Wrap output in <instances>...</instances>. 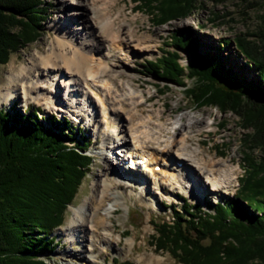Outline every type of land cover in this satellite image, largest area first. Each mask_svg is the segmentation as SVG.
<instances>
[{
  "label": "trees",
  "instance_id": "obj_1",
  "mask_svg": "<svg viewBox=\"0 0 264 264\" xmlns=\"http://www.w3.org/2000/svg\"><path fill=\"white\" fill-rule=\"evenodd\" d=\"M133 1L148 12L155 27L192 16L206 1L258 6L251 0ZM258 19L255 34L233 39L242 67L252 71L250 79L210 52L200 54L196 40L176 35L173 44L190 54L186 75L177 50H163L146 62L149 75L182 87L198 108L234 114L244 131L243 175L233 198L208 204L206 211L181 207L172 222L153 224L150 245L179 264H264V13ZM45 20L43 0H0V65L36 41ZM222 44L225 48L230 42ZM184 77L193 80L192 86L184 84ZM168 90L164 86L160 92ZM46 120L38 121L31 110H0V264H59L51 261V235L63 224L89 171L90 141L76 138L63 121Z\"/></svg>",
  "mask_w": 264,
  "mask_h": 264
},
{
  "label": "rangeland",
  "instance_id": "obj_2",
  "mask_svg": "<svg viewBox=\"0 0 264 264\" xmlns=\"http://www.w3.org/2000/svg\"><path fill=\"white\" fill-rule=\"evenodd\" d=\"M59 1L61 0H43L46 8V20L41 25L42 29L40 31V36L35 42L11 54L8 61L0 65V88L3 86L9 74L12 61H14L16 66L20 64L27 65L28 56L34 54L36 51L43 53L49 48V42L54 37V31L50 28L51 24L59 22V17L62 14L71 12L70 10L68 11L67 5L61 3H73V0H64V2ZM80 1H82L83 4L85 3V0ZM251 2L258 3V6H256V8L249 7L246 9L244 6L238 3L236 4V2L227 1L223 4H215L211 1H206L203 8L194 12L192 16L184 20L173 21L167 25L155 27L148 12L145 11L143 7L138 8L139 4L135 3L133 0H108L106 3H103V0H97L98 7L108 9L111 14L119 12L120 17L118 20H124L122 29H134L135 36H137L136 38L144 41L141 46L148 49L143 50V52L134 50L135 53L131 54L130 57H122V61H124L123 66L126 68V71L123 72L124 74H121V77L115 79L118 91L124 89L125 92H128V89H131L130 91H134L137 95L142 97V100H138L139 102L137 101V113L134 117V122H136L137 127H139L140 122L147 121L150 122V125H148V128H144V130H148L149 132L156 131V125L158 123L156 119L158 114L162 112L164 115L161 122L166 120L173 124L167 127V134L163 139L164 141L171 142L175 139L178 140L181 134L180 131L178 133L174 132L175 128L185 127L184 131H186L195 120H198L200 122L189 129L192 136L190 143L193 145L197 144L204 157L209 154L218 158H231V163L237 167L236 178L228 188L227 194L221 192L222 190H220L218 194H214L207 191V189L206 191L204 190L205 194L202 195V197L195 198L191 197L190 193H188V189V192L186 191L183 194L182 192L173 194L170 196L172 200L168 202L164 199L165 196H163V194L161 195L162 197H159V194L154 192L155 186L151 183L152 180L148 182L146 188L138 187L134 191L124 189L123 197H126L125 201L118 207L116 210L117 212L112 217L114 231L120 234L119 247H110L107 253H103L99 257V264H113L115 263L114 261H129L133 264H142L139 261L141 255L161 257V264H179L167 252L157 251L150 245L154 234L153 224H159L162 221L168 223L172 222L175 211L181 207H187L188 205L196 206L200 211H206V206L208 204L213 205L227 201L233 198V195L236 193L239 187L238 179L243 175V152L240 147V138L244 131L239 126L238 118L232 113H221L215 108H198L187 98L182 87L163 79L161 80L156 76L149 75L146 62L159 58L163 50H177L179 55L178 64L182 67L186 75L190 54L185 51L184 48H177L173 44L172 39L173 36L176 35L180 36L185 41L190 39L196 40L197 43L195 44L200 54H207V52H210V55L217 56L226 65H230L234 72L242 73L250 79L252 77V71L242 67L243 59L237 56L233 39L237 35L255 34L257 31L259 26L258 16L264 13V0H251ZM216 16L220 17L217 18ZM75 23L74 19H71L70 22L64 25L78 26ZM128 25L130 26L128 27ZM85 36L83 35V38ZM253 39L255 38L253 37ZM223 41L230 42V45L224 48L222 44ZM89 43L90 42L87 40L88 45ZM217 45L222 46L220 47V51L216 48ZM87 48H91V45ZM184 84L190 87L193 84V80L184 77ZM56 85L58 86L56 96H60V99H64L61 80L56 82ZM164 86H168L169 90L163 94L160 90ZM124 91H119L120 93H117L121 94L124 93ZM56 102L59 101L56 100ZM128 102L130 103V101ZM89 104V101L85 106L78 104V107L87 109L86 114L83 111L81 112V115H84L82 119L73 114L71 108L67 109L56 105L58 110L49 109L44 107L42 101L40 103L30 102L25 105L22 103L21 98L17 97L14 98L11 103L0 106V110H13L21 114L24 110H31L34 112L38 121L42 122L47 121L46 119L49 117H53L58 122L61 123L63 121L65 125L70 126L72 132H75L76 138L80 137L90 141V145L86 151V154L92 159L89 171L79 187L75 200L67 209L63 224L51 235L55 238V245L51 253V261H57L59 264H73L71 258L63 254L66 250L72 249L77 251L81 247L80 245L72 246L71 243L61 235V228L65 229L72 218L71 208H76L80 203L92 195L93 185L100 177L101 171L107 162V158L108 163L109 161L110 163L114 162L113 151H117V154L120 155L125 162L124 166L126 168L130 165L129 161L125 158L126 147L123 148L122 145L118 144L120 141L119 138H116L119 131L123 130V127H125L123 125L126 124V116L121 115L122 120H117V122H115L116 126L112 120H109L110 125L108 131L105 132L104 135H99V133L103 131V124L101 125L100 123L102 118L100 115L95 114V109L93 110V106L95 105L93 104L89 107ZM60 109L63 111L61 112ZM74 110L79 112L78 109ZM92 115H94V117H91ZM74 119L77 121H74ZM95 120L98 123L97 128L94 130L92 125ZM205 122H209V128L205 127ZM219 123H223V127H218ZM140 131H143V128H140ZM125 132L126 138L128 142H130L129 132ZM122 134L123 131L121 132V135ZM115 144H118V146L112 150L111 147ZM102 146L105 150L100 153ZM106 147L109 148L107 149ZM119 150H123V152ZM256 156L258 157V154H256ZM175 161L174 158V162ZM176 164L178 167L183 166V162L181 161H176ZM157 165L158 166L154 168L155 170L158 171L163 168V163L159 160ZM112 166H115V163L112 164ZM138 168L141 171L143 170L141 165H138ZM128 169L132 170L130 168ZM195 180L199 188H208L201 176L198 175ZM140 194L144 195L142 201L139 199ZM161 201L162 203H160ZM148 212L151 213V220L146 223L145 219ZM125 232H127V234H125ZM133 237L134 242L130 246L129 242Z\"/></svg>",
  "mask_w": 264,
  "mask_h": 264
},
{
  "label": "bare ground",
  "instance_id": "obj_3",
  "mask_svg": "<svg viewBox=\"0 0 264 264\" xmlns=\"http://www.w3.org/2000/svg\"><path fill=\"white\" fill-rule=\"evenodd\" d=\"M107 1L103 0V3ZM61 4L67 5L71 12L62 14L59 22L51 24L54 37L49 42V48L43 53L36 51L28 56L27 65L16 66L14 61L10 64L9 74L0 88V106L11 103L17 97L25 105L42 101L44 107L49 109L58 110L56 105L71 108L73 114L82 119L84 115L81 112L86 114L87 109L78 107V104L85 106L89 101L88 106L94 104L95 114L102 118L100 123L103 124V131L99 135L108 131L109 120L115 125L117 120H122L121 115L126 116L125 127L116 138H119L118 144L126 147L125 158L130 165L126 168L117 151H113L114 162L108 163L107 158L100 177L93 185L92 195L76 208H71L72 218L68 226L60 230L61 235L72 246H81L77 251L69 249L63 254L71 258L73 264H99V257L107 253L110 247H119L120 234L114 231L112 217L125 201L124 189L134 191L138 187L146 188L152 180L154 192L159 197L163 194L168 202L172 200L170 196L173 194H183L188 189L187 192L195 198L202 197L207 189L214 194H218L220 190L227 194L236 178L237 167L231 163V158H218L209 154L204 157L199 146L190 143L192 136L189 129L198 124V120L189 129L186 128V131L185 127L173 126L174 132L180 131L181 134L178 140L171 142L163 140L167 127L173 124L166 120L161 122L164 115L162 112L156 115V131L144 130L150 125L147 121L140 122L137 127L134 117L137 113V101L142 100V97L130 91L131 89L127 93L121 89L119 91H124L125 94H119L115 79L126 71L122 57H130L135 51L148 50L141 46L144 41L136 38L134 29H122L124 20H118L120 13L111 14L108 9L98 7L97 0H85L84 4L80 0H73V3ZM71 19L78 26L64 25ZM83 35L88 38L89 45ZM90 45L91 48H87ZM59 80L64 99L56 96V82ZM93 123L92 128L95 130L98 122L95 120ZM204 125L206 128L210 127L209 122ZM125 131L129 132L130 142ZM118 144L112 146V150ZM102 147L100 153L105 150ZM174 158L183 162V166L178 167ZM158 160L163 163V168L157 171L154 168L158 166ZM114 163L115 166H112ZM138 165L143 167L142 171ZM198 175L204 179L208 188L197 186L195 179ZM143 198L144 195L140 194L139 199L142 201ZM150 218L151 213L148 212L145 222H150ZM133 242L134 237L129 245ZM160 258L141 255L139 261L142 264H161Z\"/></svg>",
  "mask_w": 264,
  "mask_h": 264
}]
</instances>
